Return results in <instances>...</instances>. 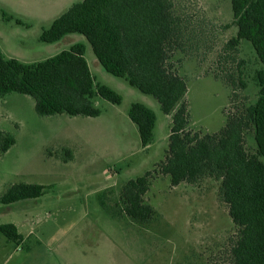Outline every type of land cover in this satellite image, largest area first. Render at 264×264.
I'll return each mask as SVG.
<instances>
[{"label": "rangeland", "instance_id": "rangeland-1", "mask_svg": "<svg viewBox=\"0 0 264 264\" xmlns=\"http://www.w3.org/2000/svg\"><path fill=\"white\" fill-rule=\"evenodd\" d=\"M80 1L0 0V45L7 57L41 62L83 38L96 84L123 97L120 105L96 98L102 111L96 118L40 116L35 100L18 93L0 101V131L16 138L0 155V197L17 183L47 186L37 199L0 203V225L14 224L23 236L17 243L0 232V264H232L240 228L221 196L222 180L206 176L173 186L160 172L169 155L173 114L165 115L154 97L107 73L83 36L55 44L40 40L44 29ZM172 1L181 20V46L170 52L169 64L187 82L181 101L189 112L187 130L219 133L230 116L256 103L255 72L262 64L246 41L224 53L238 32L231 0ZM134 103L157 116L147 148L129 118ZM245 149L257 153L252 128L245 133ZM149 172L143 198L155 216L141 223L122 213L121 193Z\"/></svg>", "mask_w": 264, "mask_h": 264}, {"label": "trees", "instance_id": "trees-1", "mask_svg": "<svg viewBox=\"0 0 264 264\" xmlns=\"http://www.w3.org/2000/svg\"><path fill=\"white\" fill-rule=\"evenodd\" d=\"M231 3L238 32L224 53L237 51L242 41L252 45L262 64L255 72L259 95L255 104L241 115L230 116L216 134L201 136L187 130L189 112L186 103H181L187 82L169 64L170 52L181 46V20L172 0H82L44 29L40 40L54 44L72 34L84 36L107 73L154 97L164 114L174 113L169 155L160 166L161 174L170 176L173 186L196 183L206 176L222 180L221 196L240 228L232 264H264V0ZM85 53L86 45L78 42L44 61L25 63L6 57L0 47V99L12 93L30 96L40 116H101L96 98L120 105L123 97L110 86L96 84ZM229 81L236 85L233 76ZM128 114L138 127L142 145L152 143L155 112L143 103H134ZM251 128L257 144L255 155L245 149V133ZM15 144L13 135L0 131V155ZM150 175L131 180L121 193L122 213L141 223L155 216L143 198ZM46 188L17 183L0 197V203L37 199ZM100 202L105 203L104 199ZM0 232L17 243L23 238L14 224L0 225Z\"/></svg>", "mask_w": 264, "mask_h": 264}, {"label": "crops", "instance_id": "crops-1", "mask_svg": "<svg viewBox=\"0 0 264 264\" xmlns=\"http://www.w3.org/2000/svg\"><path fill=\"white\" fill-rule=\"evenodd\" d=\"M66 11H67V10H66ZM66 11H65V12H66ZM60 16H61V15H60ZM9 17H10L11 19H10ZM9 17H7V14H6V17H5V18H6L8 21L14 19L13 16H12V17L9 16ZM16 23H17L18 25H19V24H22V22L17 21V20H16ZM41 34H42V33H41ZM72 35H73V34H72ZM78 35H79V34H78ZM69 36H70V35H69ZM69 36L65 37L62 41H60V42H58V43H61V42L65 41V39H70ZM81 36H82V35H81ZM83 37H84V36H83ZM79 39H80V40L77 41V42H75V43H78V42H82V43H84L83 38H80V37H79ZM84 39H86V38L84 37ZM75 43H72V45H74ZM54 44H55V43H54ZM72 45H71V46H72ZM0 47H1V45H0ZM1 49H2V48H1ZM2 51H3V50H2ZM3 53H4V51H3ZM85 54H86V53H85ZM5 56H6V55H5ZM6 57H7V56H6ZM8 58H11V57H8ZM25 63H26V62H25ZM89 66H90V65H89ZM4 98H6V97H4ZM4 98L0 99V101L3 100ZM173 114H174V113H173ZM165 115H168V114H165ZM169 115H171V114H169ZM172 117H173V116H172ZM155 130H156V129H155ZM154 138H155V134H154ZM153 141H154V140H153ZM146 148H147V147H146Z\"/></svg>", "mask_w": 264, "mask_h": 264}]
</instances>
